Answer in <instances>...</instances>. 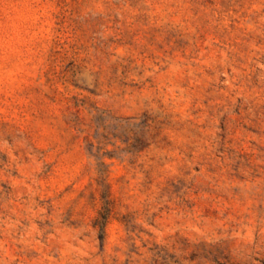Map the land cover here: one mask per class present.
Masks as SVG:
<instances>
[{
    "label": "rangeland",
    "instance_id": "rangeland-1",
    "mask_svg": "<svg viewBox=\"0 0 264 264\" xmlns=\"http://www.w3.org/2000/svg\"><path fill=\"white\" fill-rule=\"evenodd\" d=\"M0 264H264V0H0Z\"/></svg>",
    "mask_w": 264,
    "mask_h": 264
}]
</instances>
